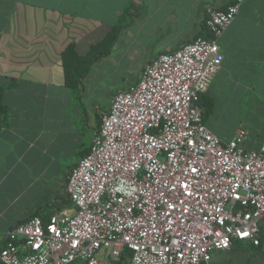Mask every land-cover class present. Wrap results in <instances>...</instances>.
Instances as JSON below:
<instances>
[{"label": "built area", "instance_id": "1", "mask_svg": "<svg viewBox=\"0 0 264 264\" xmlns=\"http://www.w3.org/2000/svg\"><path fill=\"white\" fill-rule=\"evenodd\" d=\"M244 0L206 6L210 38L197 36L144 65L100 116L87 153L65 182L72 216L34 215L14 225L0 264H213L212 250L259 244L264 144H223L197 104L220 68L218 38Z\"/></svg>", "mask_w": 264, "mask_h": 264}, {"label": "crops", "instance_id": "2", "mask_svg": "<svg viewBox=\"0 0 264 264\" xmlns=\"http://www.w3.org/2000/svg\"><path fill=\"white\" fill-rule=\"evenodd\" d=\"M232 1L0 0V87H8L2 97L8 116L0 125V247L6 232L31 216L47 221L76 212L65 182L99 128L96 95L105 76L137 55L146 65L178 49L202 32L206 6L224 9ZM112 28L117 38L109 53L77 85H67L64 49L72 44L85 55ZM218 46L222 60L203 94L212 103L203 124L223 144L243 129L244 149L258 150L264 144V0H244ZM260 238L259 248L240 241L212 250V263L264 264V223Z\"/></svg>", "mask_w": 264, "mask_h": 264}, {"label": "trees", "instance_id": "3", "mask_svg": "<svg viewBox=\"0 0 264 264\" xmlns=\"http://www.w3.org/2000/svg\"><path fill=\"white\" fill-rule=\"evenodd\" d=\"M225 9V8H224ZM204 21H202L201 31L204 33H200L198 36L204 38H210L209 33L206 31L204 26ZM117 38V28H112L105 37L99 41L91 45L90 49L85 55H79L76 53L72 44H69L64 51L62 52V61L63 68L65 73V83L67 85L78 84L79 79L83 78L89 71L91 65L101 56H105L109 53L112 48L114 42ZM8 87H0V125H2L8 116V110L5 104L2 101L3 93ZM202 110V118L206 117L211 109L212 103L210 101H206L204 96L202 95L197 103ZM203 120V119H202ZM100 124V118H98V126ZM238 240L233 241V245H236ZM262 239L259 237V244L256 245L259 248L262 244ZM130 257V251L126 250L122 253L121 258L119 260V264H126L128 258Z\"/></svg>", "mask_w": 264, "mask_h": 264}, {"label": "rangeland", "instance_id": "4", "mask_svg": "<svg viewBox=\"0 0 264 264\" xmlns=\"http://www.w3.org/2000/svg\"><path fill=\"white\" fill-rule=\"evenodd\" d=\"M144 61L140 55L119 65L112 74L105 76L102 82V89L97 92L98 115L104 113L108 109V105L112 95L116 92L129 89L133 86L142 71ZM75 208V206H73Z\"/></svg>", "mask_w": 264, "mask_h": 264}]
</instances>
